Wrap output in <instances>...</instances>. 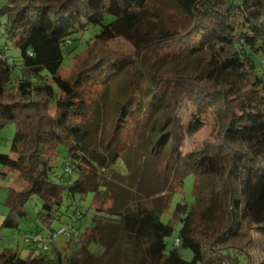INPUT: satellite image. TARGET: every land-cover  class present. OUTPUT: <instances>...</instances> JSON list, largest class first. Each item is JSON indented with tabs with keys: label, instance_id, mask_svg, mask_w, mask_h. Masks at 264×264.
Wrapping results in <instances>:
<instances>
[{
	"label": "trees",
	"instance_id": "trees-1",
	"mask_svg": "<svg viewBox=\"0 0 264 264\" xmlns=\"http://www.w3.org/2000/svg\"><path fill=\"white\" fill-rule=\"evenodd\" d=\"M162 1L171 15L153 7ZM0 17V129L13 124L22 136L14 153L12 144L0 151V179L10 180L4 222L17 228L26 203L42 202L30 254L4 247L0 264H101L118 243L131 264H264V247L258 261L250 253L254 234L264 241V0H4ZM87 38L119 39L132 54L102 53L70 81L62 67ZM182 58L194 59L190 70L152 67ZM126 68L132 72L112 133L135 120L154 133L150 152L172 194L192 176L191 207L176 202L177 218L164 220L160 209L129 212L114 200L103 206L111 171H126L123 151L102 135L92 147L97 102L82 90L107 91ZM215 188L227 191L229 212L203 241L193 230ZM88 195L102 204L81 210L76 200ZM72 216L90 223L79 231ZM61 228L65 247L50 248ZM91 243L103 252L94 255Z\"/></svg>",
	"mask_w": 264,
	"mask_h": 264
},
{
	"label": "rangeland",
	"instance_id": "rangeland-1",
	"mask_svg": "<svg viewBox=\"0 0 264 264\" xmlns=\"http://www.w3.org/2000/svg\"><path fill=\"white\" fill-rule=\"evenodd\" d=\"M4 4V0H0V7ZM153 7L158 10L162 9V14L168 15L173 8L169 2L162 1L154 3ZM153 10V9H152ZM171 15V14H169ZM3 18L0 17V21ZM45 20V19H44ZM1 33V30H0ZM4 43V38L0 34V45ZM117 52L124 55H130V46L119 39L113 41H98L95 39L87 38V41L81 45L76 51L75 56H71L66 59L65 64L62 67L61 75L66 79L72 81L77 73L88 67L94 60L101 56L102 53ZM8 54L11 56H18L17 50L10 48ZM194 63V59L182 58L177 59L170 63L158 62L157 65L152 67L159 72L166 68H172L182 71L190 70ZM122 72L119 78L111 85V87L104 91L100 88H84L82 95L85 99L92 103L97 102L96 117L98 135L91 141L92 147H95L99 142L98 139L101 135L104 137L102 143L111 141L110 147L115 146L118 149H122L121 162L123 163L126 171L123 174H117L111 171L110 178L113 184L107 185L108 196L103 202L104 207H109L115 201L116 206L126 208L129 212H135L138 208L145 209H160L163 212L162 218L167 220L168 218H177V214L174 212V206L176 202H179L180 207H191L190 190L192 184V176H188L182 187V190L176 189L172 194L167 190L166 177H164L162 171V165L159 163L153 154L150 152L153 141L155 140L154 133L147 130V126L143 125L137 120L130 121L125 125L119 134H113L112 128L114 126L115 118L119 112L121 101L126 98L127 95V83L129 82L131 68ZM264 74L263 68L260 69ZM138 77V83L140 81ZM140 84V83H139ZM104 131V132H103ZM114 135H118L114 137ZM205 131L197 136V142H200L205 137ZM22 136L15 135V127L13 124H8L4 128L0 129V151L10 152L12 144V153L15 151L16 144L19 143ZM162 160V159H161ZM218 172L221 173L223 169V161L221 157H217ZM10 180L0 179V250L4 247H11L13 250L21 256L26 258L30 254V239L32 237L33 228L37 224L36 214L42 207V202L38 199L31 200L26 203L25 209L27 216L20 219L17 228L12 227L9 223H5V215L8 208L4 204L6 196V188L9 186ZM91 195H88L86 199L81 201L76 200V203L80 205L81 210L86 208L95 207L101 205L97 201L90 203ZM202 205V203L200 204ZM91 209V208H90ZM89 209V210H90ZM229 212L228 194L224 188H215L211 193V201L209 207L205 210L201 218L196 222L193 230V235L203 241H210L223 227L227 220ZM70 224L82 231L89 225V217L78 219L72 216ZM54 226H59L55 223ZM46 234V231L43 232ZM176 233L167 238L168 245L175 239ZM255 241L250 247L251 257L254 261H258L263 258L264 241L255 236ZM67 236L65 234H59L52 239L50 248L55 246L59 249L65 247ZM37 246V245H35ZM40 246V245H39ZM36 250H40V247ZM90 249L94 255H100L103 252V247L99 243H91ZM184 256L187 258L192 257L190 250H181ZM101 264H131L130 255L121 245L118 243L110 253L105 255Z\"/></svg>",
	"mask_w": 264,
	"mask_h": 264
},
{
	"label": "built area",
	"instance_id": "built-area-1",
	"mask_svg": "<svg viewBox=\"0 0 264 264\" xmlns=\"http://www.w3.org/2000/svg\"><path fill=\"white\" fill-rule=\"evenodd\" d=\"M66 233L65 229L64 228H61L57 231V233L54 234V236L56 237L57 235L59 234H64ZM34 241H42L44 240L40 235H36L34 238H33ZM176 243L178 242V240L175 241Z\"/></svg>",
	"mask_w": 264,
	"mask_h": 264
}]
</instances>
